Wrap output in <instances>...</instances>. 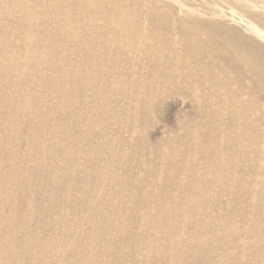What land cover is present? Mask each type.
I'll use <instances>...</instances> for the list:
<instances>
[{"label":"bare ground","instance_id":"1","mask_svg":"<svg viewBox=\"0 0 264 264\" xmlns=\"http://www.w3.org/2000/svg\"><path fill=\"white\" fill-rule=\"evenodd\" d=\"M61 1L51 0L49 4L57 7ZM0 2L9 12L8 4L13 5L15 1ZM111 2L112 8L106 10L105 17L99 21L84 12L75 13L74 6H67L66 11H73L59 17L57 7L53 15L43 14L45 17L35 25L38 28L35 33L31 32L30 25L24 27L15 17L6 26L8 29L11 26L9 30L14 33L24 28L25 33L19 45L8 50L3 49L7 46V29L0 26V93L13 85L7 78V66L4 68L3 62L8 60L11 63L15 57L22 63L15 76L18 78L14 80L18 87L26 82L33 69L34 77L39 79L35 83H42L25 98L29 99L32 94L38 96V100L43 97L41 94L55 98L54 101L52 98L45 100V112L44 108H38L37 102L28 101L30 115L34 118L54 117L49 125L29 128L19 136L28 143L35 156L27 158L14 143L19 138L7 133L6 128H0V264H239V260L242 264H264V0H235L239 9L237 14L233 8L205 9L202 10L205 16L196 12L179 15L169 9L181 46V55L169 59V67L175 70L169 72V83L170 80L176 84L184 83L189 89L191 82L188 79L193 80V98H197L196 115L199 117L197 124L206 126L204 116L211 113L210 103L216 105L217 113L226 110L230 117L227 126L230 133H216L210 143L211 129L200 131V128H194L191 131H195L193 144L186 155L199 164L190 161L192 181L186 182L179 192V198L187 208L182 225L169 220L171 207L167 208L163 196L169 197L172 191L161 188L157 200L149 207L145 203L140 207L138 185L132 190L124 188L125 198L105 201L96 193L102 188L93 175L97 172L96 166L89 169L92 176H81L76 181L73 178H76V171L82 170L80 167L73 169L71 163L55 166L56 159L63 162L65 156H73L74 150L68 142L74 146L79 144L83 155L85 146H88V135L84 132L63 128L64 134L57 137V128L54 127L59 123L57 115H62L64 120L73 116L78 118L72 101L77 103L76 96L81 94L82 76L91 72L93 50H99L96 57L101 62L108 42L114 44L115 50H120L127 39L126 35H116L115 32L130 29L131 33L137 34L140 28L135 20L125 21L124 16L130 14L125 3ZM11 7L10 13L19 15L18 8ZM83 10L86 11L85 6ZM7 12L1 11L0 19ZM150 13L167 17L166 12L156 8ZM35 16L36 11L31 9L23 17ZM44 18L46 23L42 22ZM89 21L95 24L87 27ZM156 22L164 23V20ZM97 26L103 29L85 34ZM99 35L102 38L95 41ZM61 38L65 43L79 40L80 50H83L82 59L68 62L67 67L62 68L60 64L68 59V54H74L76 58L79 54L74 53V48H65V56L58 60ZM157 40L163 39L157 37ZM175 60L178 65L174 68ZM35 64L42 65V71L35 69ZM72 80L74 83L66 87L64 82ZM86 83L92 93L97 91L92 82ZM207 86H216V93L204 92ZM23 106L24 101L17 95L7 106L10 108L8 114L0 113V119L6 115L10 119L9 116L15 114L21 120L25 117V113L19 110ZM185 121L190 123L191 119L186 117ZM41 133L48 135L53 147L45 145ZM143 139V135L137 132L136 145ZM169 140L166 152L174 153L172 148L176 141L173 136ZM211 144L216 151H211ZM136 145L131 154L136 152ZM238 145L241 149L233 150L237 158H232L230 150ZM18 154H23L25 162L30 161L33 165H24ZM177 156L183 157L184 153ZM244 157L251 161L247 185L242 183L243 173L237 168ZM37 158L44 160L47 167L38 169L41 163ZM110 164L107 161L103 167ZM170 169L174 171L173 167ZM113 176L108 177L109 180H113ZM168 179L169 163L162 174V184ZM128 183L129 179L123 181V184ZM229 183L231 187L226 185ZM86 184L88 187H81ZM213 184L218 187L216 194L221 195L216 202L210 200ZM75 191L80 194L77 199L72 197ZM174 206L178 208V203ZM65 216L70 218L71 230ZM138 218L145 223H140ZM225 227L231 228L230 231ZM49 228L56 234L41 239L40 233ZM68 235L65 244L62 241L59 244V238ZM227 236L230 243L225 240ZM32 240L37 244H32Z\"/></svg>","mask_w":264,"mask_h":264},{"label":"rangeland","instance_id":"2","mask_svg":"<svg viewBox=\"0 0 264 264\" xmlns=\"http://www.w3.org/2000/svg\"><path fill=\"white\" fill-rule=\"evenodd\" d=\"M14 1L13 5L19 10V15L16 16L11 14L12 12L10 13V10L13 9L11 7L13 6L12 4L9 3V6L7 5L10 7L9 12H7L6 10L8 8H6V5L0 2V12H7L0 19V26L7 29L6 33L8 34L7 46L3 48L4 50H8L13 46L17 47L21 37L25 33L24 28L14 33L9 30L12 28L11 26H9V29L6 26V23H12L15 17L24 27L30 25L31 32L35 33L38 31L35 25L41 21V18L45 17L43 14L53 15L57 7L60 9L59 17H65L67 11H73L69 9L66 11L67 6H74L75 13L84 12L90 18H96L98 21L105 17L106 10L112 8L111 0H62L57 3V7L50 6L49 3L51 0ZM231 1L114 0L115 3H125L128 13H130L124 16L125 21H128V19L135 20L140 24V28L137 34L134 32L131 33L130 29L115 32L116 35H126L127 39L122 43L120 50H115L114 44L108 42L102 52L104 59L101 62L96 57L99 54V50H93L92 60L94 64L91 67V72L82 76V81L84 82L79 85L81 94L76 96L75 102L77 103L72 101V106H75L77 110L78 118L73 116L72 118H66L67 120H64L62 115H57L56 120L59 123L54 127L57 128V137L64 134L65 131L63 128L84 132V134L88 135L89 147L85 146L86 151L83 155L82 148L79 144L74 146L68 142L70 148L74 150L73 156H65L63 162L56 159L55 166L58 167L61 163H71L73 169L80 167L82 170L76 171V178H73L74 181L81 178V176L84 178L92 176L89 173V169L96 166L97 172L93 175L102 187L96 193L98 195L101 194L105 198V201L112 200L115 202L120 198H125L124 188L132 190L138 185L139 191L137 198L140 207L142 208L144 203L149 207L152 202L157 200L158 191L161 188L166 189L167 192L172 191L169 197L166 194L163 196L165 204L168 206L167 208L169 209V206L171 207L169 210V220L182 225L186 220L187 208L186 203L179 198V192H182L181 188L186 182L192 181L190 161L193 160V164L195 165L199 164L193 157L188 159L186 155V151L191 149L193 144L192 136L195 131H191L194 128H200V131H205V128L211 129L208 140L210 143L216 133L221 135L230 133V128H227L230 123V117H228L226 110L221 114L217 113L215 111L216 105L211 106L210 103L208 105L212 107L209 110L211 113L209 116H204V119L206 118L207 120L206 126L203 127V125L197 124L196 122L199 121V117L196 115L198 112L197 98L196 96L195 99L193 98L195 94L193 80L188 79L191 82L189 89L184 83L176 84L172 80L169 83V72H175L174 69L169 67V59L174 60L181 55V46L177 39L174 20L172 17H169V9H172L179 15H182L184 12H196L205 16L202 13V10L205 9L233 8L232 11L234 10V13L237 14L239 9L235 6V0ZM242 1L244 2L246 0ZM83 6L86 7V11L83 10ZM152 8H156L164 13L166 12L167 17L160 18L154 16L156 14L152 15L150 13ZM31 9L36 11V16L29 19L23 17ZM161 20H164V23L156 22ZM42 22L46 23L47 19H42ZM92 24L94 25L95 22L89 21L87 27H90ZM107 28L111 29V26ZM102 29L103 27L97 26L86 31L85 34L90 35ZM157 37L163 40H157ZM101 38L102 36L99 35L94 40L98 41ZM79 42L78 40L76 43H72L71 41L65 43V40L61 38V46L57 54L58 60L65 56V48L69 47L74 48V53L79 54V57L76 58L74 54L72 56L68 54V59L61 62L60 68L67 67L68 62L74 63L76 59L83 58L81 57L83 50H80ZM8 43L10 44L8 45ZM112 58H114L113 62ZM13 59L14 61L11 63L8 60L7 62L6 60L3 62L4 68L7 66L8 70L7 78L11 79L10 82H13V85L5 87V91L0 93V113L8 114L7 111L10 109H8L10 103L14 97L19 95L24 101V106L19 110L25 113V117L19 120L17 115L14 114L9 116L10 119H8L6 118L8 115L4 116L3 114V120L0 119V128H6L7 133L19 138L29 128H43L54 121V117L45 118L46 116H44L42 118H34L33 115H30L29 109L31 108L28 107V101L31 100V103L37 102L38 108L39 106L40 108H44L43 111L45 112V100L52 98V101H54L55 98L51 95L41 94L43 97L38 100L39 97L32 94L29 99H26V94L35 90L42 83L36 84L39 79L34 77L33 69L28 74L26 82L18 87L14 80L18 78L15 76L18 74L17 70L22 67V63L15 57ZM177 65L178 61L175 60L173 67L175 68ZM76 66L74 65V67ZM34 68L42 71V65L35 64ZM191 69L196 70L195 67ZM86 82H92L97 88V91L92 93L88 89ZM64 83L66 87H69L74 81H66ZM148 89L150 91H147ZM216 90V86H207L203 91L208 94H215ZM3 108L5 109L3 110ZM186 117L191 119L190 123H186ZM137 132L142 134L144 139L142 143L136 145ZM172 136L176 141V144L172 148L175 152L167 153L169 139ZM41 138L46 146L53 147L52 142L48 141V135L41 133ZM25 142V140L20 138L14 141L17 148H20L21 152L27 158L30 155L35 156V152L29 148L27 142V145H25ZM135 145L138 148L135 153L131 154L133 148L135 149ZM209 146H211V151H216L213 147L214 145L211 144ZM63 149H66V146ZM231 149L230 156L237 158L233 150L239 151L241 146L238 145ZM247 150L244 151L249 152ZM180 152L184 153L183 157L177 156ZM23 154H18V157L24 161V165L32 166V162H25ZM37 160L41 163L38 165V169L47 167V163L44 160L38 158ZM107 161L111 164L109 167L104 168L103 166ZM168 163L169 179L162 184V174L166 171V164ZM250 163V159L248 160L244 157L240 161V166L237 167L243 173L242 176L244 179L242 183L244 185H247L250 179ZM170 167H173L174 171ZM110 176H113V180H109L108 177ZM125 179H129L128 184H123ZM226 185L232 186L230 183ZM81 187L86 188L88 185H82ZM211 187L210 200L216 202L221 195L216 194L218 187L215 184ZM149 194L151 196L146 198ZM79 196V193H76V191L73 192V199H77ZM176 202L178 203V208L174 206ZM112 205L115 206L114 204ZM64 219H66V216ZM69 219L67 217L66 220L69 222L68 228L71 230L72 226H70L71 221ZM138 221L145 223L141 218H138ZM235 224L236 222H234ZM155 225H159V222H155ZM235 227H237V224ZM230 229L228 228L227 230L230 231ZM227 230L226 232H228ZM55 234L56 231L49 228L42 231L40 237L41 239L52 238ZM69 236L62 237L63 239L60 237L59 244L61 241V243L65 244ZM225 240L230 243L229 236ZM36 242V240H32V244ZM141 243L144 244L142 239ZM44 246L49 249L47 244ZM224 247H226V244ZM164 253H168V249ZM73 255L75 256V250ZM139 259L141 260L142 257ZM239 262V264H242L241 260Z\"/></svg>","mask_w":264,"mask_h":264}]
</instances>
